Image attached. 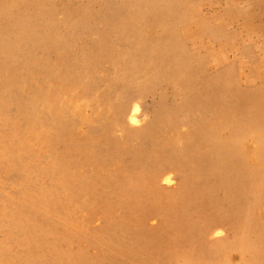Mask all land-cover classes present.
I'll return each instance as SVG.
<instances>
[{"label": "rangeland", "instance_id": "1", "mask_svg": "<svg viewBox=\"0 0 264 264\" xmlns=\"http://www.w3.org/2000/svg\"><path fill=\"white\" fill-rule=\"evenodd\" d=\"M0 264H264V0H0Z\"/></svg>", "mask_w": 264, "mask_h": 264}]
</instances>
